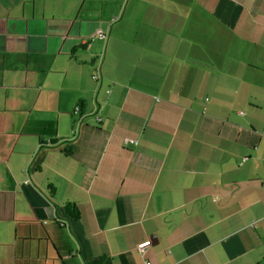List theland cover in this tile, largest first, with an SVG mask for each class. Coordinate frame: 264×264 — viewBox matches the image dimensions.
Masks as SVG:
<instances>
[{
  "label": "crops",
  "instance_id": "obj_1",
  "mask_svg": "<svg viewBox=\"0 0 264 264\" xmlns=\"http://www.w3.org/2000/svg\"><path fill=\"white\" fill-rule=\"evenodd\" d=\"M263 130L264 0H0V264H264Z\"/></svg>",
  "mask_w": 264,
  "mask_h": 264
},
{
  "label": "built area",
  "instance_id": "obj_2",
  "mask_svg": "<svg viewBox=\"0 0 264 264\" xmlns=\"http://www.w3.org/2000/svg\"><path fill=\"white\" fill-rule=\"evenodd\" d=\"M98 35L101 36V37H104V35H103L102 32H98ZM100 60H101V57H100ZM92 78H93L95 81H97V82L100 81V78H101V71H100V68H97V69L95 70V72H94L93 75H92ZM75 111H79V107H78V106L75 107ZM262 132H263V134H264V130H263ZM150 244H151V240L148 239V240H145V241H142V242L138 243L136 248H137V249L140 251V253L142 254V253L145 252L146 247H148ZM145 264H150V263H149L148 261H146Z\"/></svg>",
  "mask_w": 264,
  "mask_h": 264
},
{
  "label": "trees",
  "instance_id": "obj_3",
  "mask_svg": "<svg viewBox=\"0 0 264 264\" xmlns=\"http://www.w3.org/2000/svg\"><path fill=\"white\" fill-rule=\"evenodd\" d=\"M53 142V141H51ZM66 209L68 211V213L70 214V216H72L73 218H77L78 217V209L76 206L74 205H66Z\"/></svg>",
  "mask_w": 264,
  "mask_h": 264
}]
</instances>
